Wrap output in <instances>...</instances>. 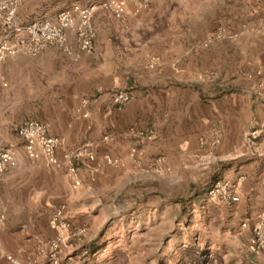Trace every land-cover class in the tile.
<instances>
[{
  "label": "crops",
  "instance_id": "0c3cea01",
  "mask_svg": "<svg viewBox=\"0 0 264 264\" xmlns=\"http://www.w3.org/2000/svg\"><path fill=\"white\" fill-rule=\"evenodd\" d=\"M105 1L22 0L17 12L16 22L26 24L55 20L61 10L75 3H93L96 37L93 52L80 54L77 60L50 47L36 57L17 55L0 65V140L7 142L4 146L17 159V165L0 180V203L6 211L0 226V264H8L5 255L21 262L34 257L54 237L48 223L59 206L72 226L86 227L85 235L69 239L66 258L78 264H101V255L94 251L98 229L92 221L98 215L99 198L105 200L115 184L129 181L128 176L121 178L124 173L118 168L95 169L82 158L78 162L81 185L74 188L64 169L47 168L42 158L34 160L26 154L13 128L28 120L49 123V134L64 140L59 154L89 145L88 150L98 157L121 159L122 168L129 164L132 149L144 162L157 154L180 158L212 152L219 163L212 167V179L239 180L240 202L222 207L207 197L208 191L206 199L225 212V220L241 222L247 247L256 216L264 209V163L253 157L243 132L263 123L255 131L258 143L264 144V93L261 99L252 97L254 80L238 79L247 64L243 40L208 42V32L227 13L226 0L214 3L223 12H218L213 25L208 7L206 13L189 17L182 13L188 9L183 0H154L151 11L129 15L124 23L106 14ZM231 1L238 6L234 9L238 23L253 28L252 18L246 22L238 12L245 10L244 4ZM152 57L159 58V63L147 69ZM251 62L253 72L258 61ZM211 70L216 79L203 81L200 75ZM232 76L235 79L228 80ZM119 90H127L131 99L116 107L111 95ZM243 98L251 105L247 114ZM147 129L155 131V139L143 146L131 132ZM254 256L264 263L263 255Z\"/></svg>",
  "mask_w": 264,
  "mask_h": 264
},
{
  "label": "rangeland",
  "instance_id": "374dc122",
  "mask_svg": "<svg viewBox=\"0 0 264 264\" xmlns=\"http://www.w3.org/2000/svg\"><path fill=\"white\" fill-rule=\"evenodd\" d=\"M239 1V5L244 4L246 8L238 12L246 22L252 18L254 27L238 23L236 18L240 17H235L237 10H234L238 6L226 0L225 8L228 9L224 19L212 27L207 36L221 31L224 37L212 39V43L243 40L247 64L238 79L241 82L254 80L255 92L251 96L261 99L264 93V0ZM218 2L191 0L188 4L183 0L182 5H188V9L183 7L182 13L197 16L206 13L208 7L211 10L208 17L212 18L213 25L218 21V12H223L222 6L214 5ZM106 14L118 21L109 11ZM192 27L197 30V26ZM248 30H251L249 34ZM255 56L256 59H251ZM80 57L78 54V59ZM251 61H258L253 72L249 70L254 65ZM200 76L207 82L216 79L213 70ZM242 106L247 114L251 105L245 98ZM262 124L244 129L243 138ZM130 155L129 164L116 169L124 173L121 178L128 176L129 181L122 186L115 184L105 200L99 198L98 215L92 219L98 229L94 251L101 255V264H264L248 252L241 222L225 220V212L206 199V192L215 181L212 167H218L217 155L209 151L180 155V158L177 154H157L149 157L147 162L140 160L138 153ZM157 158L163 159L160 164L154 163ZM223 168L219 170L220 177ZM224 177L229 178L228 175Z\"/></svg>",
  "mask_w": 264,
  "mask_h": 264
},
{
  "label": "built area",
  "instance_id": "2783aa9c",
  "mask_svg": "<svg viewBox=\"0 0 264 264\" xmlns=\"http://www.w3.org/2000/svg\"><path fill=\"white\" fill-rule=\"evenodd\" d=\"M154 0H106L102 7L109 11L115 19L125 22L129 15L138 16L142 12L152 10ZM22 5V0H0V26L3 30L0 36V65L9 58L17 55L36 57L42 51L54 47L64 55L78 59V54H91L94 50L95 29L93 14L96 5L93 3H75L71 7L61 10L55 20L37 19L26 24L16 22V15ZM131 5V10L129 6ZM224 33L214 32L209 38L220 39ZM159 58L152 57L146 64L147 69L155 68ZM257 74H259L257 72ZM6 86V84H3ZM131 95L127 90H119L111 95L114 106L120 107L129 102ZM83 117H86L84 114ZM50 125L47 122L28 120L15 125L13 130L24 142L26 154L34 160L42 158L44 165L50 169H64L66 175L73 181V187L81 185L80 168L78 162L85 158L95 169L103 165L112 168L124 166L121 159L109 155L96 156L88 150L89 145H80L72 149L59 150L64 140L49 134ZM140 145L146 146L155 138L153 129L132 131ZM107 138L105 137L104 140ZM246 144L251 149V154L264 163V144L258 143L256 131L246 136ZM137 153L131 150V155ZM162 158H157L154 163L160 164ZM17 165L15 155L4 146L0 140V180ZM239 180L221 179L213 183L207 192V197L217 202L222 207H230L240 202ZM6 220V211L0 203V226ZM49 227L54 232V237L48 239L40 247L36 255L27 257L21 262L12 255H5L8 264H78L66 258L69 239L81 237L86 233V227H74L69 222L64 212V207H56L49 218ZM245 227V224H243ZM248 251L253 255L264 256V209L255 219L252 234L249 238ZM87 264V263H85Z\"/></svg>",
  "mask_w": 264,
  "mask_h": 264
},
{
  "label": "trees",
  "instance_id": "16d2710c",
  "mask_svg": "<svg viewBox=\"0 0 264 264\" xmlns=\"http://www.w3.org/2000/svg\"><path fill=\"white\" fill-rule=\"evenodd\" d=\"M216 181H217V179H215V181H213L212 184H213L214 182H216Z\"/></svg>",
  "mask_w": 264,
  "mask_h": 264
}]
</instances>
